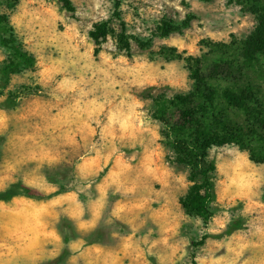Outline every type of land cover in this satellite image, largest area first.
Here are the masks:
<instances>
[{"label":"rangeland","instance_id":"obj_1","mask_svg":"<svg viewBox=\"0 0 264 264\" xmlns=\"http://www.w3.org/2000/svg\"><path fill=\"white\" fill-rule=\"evenodd\" d=\"M68 1L0 0V195L21 188L0 197V264H264V141L208 151L206 192L177 124L194 94L201 122L264 137V0ZM258 34L248 119L221 95Z\"/></svg>","mask_w":264,"mask_h":264},{"label":"trees","instance_id":"obj_2","mask_svg":"<svg viewBox=\"0 0 264 264\" xmlns=\"http://www.w3.org/2000/svg\"><path fill=\"white\" fill-rule=\"evenodd\" d=\"M60 2L66 3L67 5H70V2L68 0H60ZM263 29L257 28V31L260 33ZM171 31L170 29H165L164 34L167 35ZM98 34L92 33L91 37L97 41V39H100L101 37H105L108 34V31L105 28L97 29ZM125 37L123 35L119 36V43L123 46V50L129 51V45L127 42H125ZM263 43V36L262 34H258L253 40L249 41L245 44V47L243 48V56H242V62L240 63V66H233V68L238 69V67L243 68L242 75L239 77V81L231 80V83L233 84V88H230V90L223 91L221 95V99L224 101V103L229 106L230 108L243 110V112L247 115L248 119L251 117V110L258 111L260 110L259 107L262 109L263 105L261 102H259V99L256 98V95L253 94V90L251 89L253 86L248 78L245 76V72L248 71L249 65L251 63V60L249 57L253 55L255 52L261 51ZM254 47V48H253ZM21 57V56H20ZM226 68V67H225ZM229 70H232L231 68ZM192 77V76H191ZM219 79L229 78V75L224 74V72L219 73L217 76ZM193 81L196 83H199L196 88L197 91L200 89V84H203V80H198L197 78H193ZM241 82V83H240ZM246 82V83H245ZM243 83V84H242ZM245 83V84H244ZM243 87V88H242ZM234 91V93H232ZM254 96H253V95ZM194 94H189L188 96H184L179 102V106L181 107L177 114L179 115L181 122L177 124L181 125L182 127H186L187 131H189V140L190 144L192 146L191 150L197 154V159L201 160V158L204 159L202 162L204 165L207 164V168L203 171H200L199 177L202 179V188L201 190L210 191L211 184L209 180L210 172L214 171V166L212 163H207L205 154L210 151L213 148H221L225 145H231L238 143L241 146H245L244 143H250L251 140H253L255 137L261 139V141H264V137H261V135H257V131L253 132H245L240 128L239 126L228 124L226 126L217 125L215 121V114L212 113L210 115L211 121L209 124H205L204 122H201V119H204L203 116L200 118L199 115L202 113L199 111V109H194V102H193ZM185 106H190L191 108H185ZM164 126L167 130V133H171L172 128L170 127L169 122H163ZM175 124V126L177 125ZM258 130H261V134H264V120L259 122L257 124ZM179 146V144H177ZM179 147H183L182 144H180ZM191 154L187 151L185 156L183 157H189ZM252 159V157H251ZM179 162L183 163V159H180ZM19 186L12 185L9 188V192L0 195V197H15L17 193V189ZM21 187V186H20ZM195 187V186H194ZM192 187L190 191L188 192V195L185 197V200L182 202V206L184 210L191 214L198 216L200 218H204L205 220L210 216L209 210L206 205L207 199L206 195L199 194V192ZM27 190V189H26ZM196 190V191H195Z\"/></svg>","mask_w":264,"mask_h":264}]
</instances>
